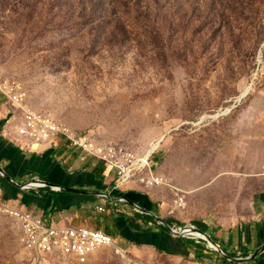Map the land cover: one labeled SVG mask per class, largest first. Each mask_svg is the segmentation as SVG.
Masks as SVG:
<instances>
[{"label": "rangeland", "instance_id": "obj_1", "mask_svg": "<svg viewBox=\"0 0 264 264\" xmlns=\"http://www.w3.org/2000/svg\"><path fill=\"white\" fill-rule=\"evenodd\" d=\"M16 83L29 108L100 143L147 155L161 141L153 173L204 210L224 170L264 172V0H0V86ZM21 235L0 211V264H81ZM114 237L83 264H211Z\"/></svg>", "mask_w": 264, "mask_h": 264}, {"label": "crops", "instance_id": "obj_2", "mask_svg": "<svg viewBox=\"0 0 264 264\" xmlns=\"http://www.w3.org/2000/svg\"><path fill=\"white\" fill-rule=\"evenodd\" d=\"M21 122L22 115H18L0 91V170L4 174L0 173V202L4 206L32 212L48 223L66 227L86 226L105 233L108 228L99 226L97 220L100 221L101 216L113 215L115 229L109 227L113 235L106 234L114 239V234H117L120 240L174 256H191L199 263L228 264L227 260L218 259L208 246H204L206 242L203 240L179 237L161 230L158 225H145L141 221L143 230L130 229L129 219L138 213L148 215L134 204L165 221H172L177 227H184L189 222L184 219L187 212L192 210V216L201 217L203 211H208L204 217L211 222L206 224L202 222L205 219L194 218L189 224L192 227L189 235L198 234L192 233L193 230L211 234L210 238L216 245L238 258H245L264 245V172L252 180L247 179L249 176L244 178V175L239 179L231 176L233 171L227 167L229 169L222 172V178L215 181V191L210 193L212 202L208 210H204L201 203L193 201L197 191L171 190L165 187V183L150 188L131 183L116 189L113 170L64 142L61 137H57L53 145L26 150L18 141ZM101 163L104 171L100 173ZM261 166V163L257 164L251 172L259 173ZM33 181L43 183V188L25 187ZM182 197L183 202H179ZM96 206L105 207L107 213L99 212ZM240 264H264V252L256 257V261Z\"/></svg>", "mask_w": 264, "mask_h": 264}, {"label": "built area", "instance_id": "obj_3", "mask_svg": "<svg viewBox=\"0 0 264 264\" xmlns=\"http://www.w3.org/2000/svg\"><path fill=\"white\" fill-rule=\"evenodd\" d=\"M0 90L8 98L9 103L16 109L17 113L19 110L22 111V122L18 127V141L22 148L31 150L34 146H50L53 145L57 137H61L64 142L102 161L113 170L116 189L131 183H140L146 188L164 183L162 176L153 173L150 157L144 161V155H139L123 146H108L100 143L91 131L87 133L76 132L64 123L29 108L26 105L27 92L22 84H3L0 86ZM25 187L43 188V183L33 181ZM178 201L183 202V197L179 198ZM96 210L101 213L108 211L103 206H96ZM0 211L19 222L22 230L21 243L26 250L38 257L62 255L72 257L83 264L96 251L112 247L116 241L110 235L95 228L86 226L66 227L53 222L48 223L32 212L9 208L3 204H0ZM184 227L192 228L189 224ZM182 228L172 226L173 231L171 233L178 236V232ZM186 238L202 240L194 235Z\"/></svg>", "mask_w": 264, "mask_h": 264}, {"label": "water", "instance_id": "obj_4", "mask_svg": "<svg viewBox=\"0 0 264 264\" xmlns=\"http://www.w3.org/2000/svg\"><path fill=\"white\" fill-rule=\"evenodd\" d=\"M248 94H246V95H244V96H242V98L239 100V102L240 101H242V99H244L246 96H247ZM0 173L1 174H3V172L0 170ZM4 175V174H3ZM68 191H74V190H68ZM123 200L124 201H127L128 202V200L127 199H125V198H123ZM134 206L139 210V211H141L142 213H145V214H148V215H150V216H152L160 225H162L163 227H165L168 231H170V232H172L173 231V229H172V226H170L164 219H162L161 217H159L158 215H156L155 213H153V212H149V211H145V210H143V209H141L138 205H136V204H134ZM191 229L192 228H187V227H183L182 229H181V231L180 232H178V236L179 237H190L191 235H189V232L191 231ZM194 232H196L195 230H193ZM196 233H198L199 235H198V237L200 238V239H202L203 241H205V242H207L208 243V245L211 247H214L213 249L215 250V251H217L218 253H220L221 254V256H222V258H224L225 260H227V261H230V262H236V263H247V262H249V261H251V260H254V259H256V257H258L262 252H264V245L260 248V250L259 251H257V252H255V253H253V254H251V255H249V256H247V257H245V258H238V257H231V256H229L228 254H226L225 252H224V250L223 249H221L218 245H216L215 244V242L207 235V234H205V233H203V232H196ZM211 247V248H212Z\"/></svg>", "mask_w": 264, "mask_h": 264}, {"label": "trees", "instance_id": "obj_5", "mask_svg": "<svg viewBox=\"0 0 264 264\" xmlns=\"http://www.w3.org/2000/svg\"><path fill=\"white\" fill-rule=\"evenodd\" d=\"M102 171H104V164H103V163H101V165L99 166V172L101 173ZM139 221H141V223H143V224H145V225H148L149 223H153V224H155V225H158V224H157V221H156L152 216H149V215H143V214L138 213V214L135 215L134 218L128 220V223H129V225H130V229L132 228V229L135 230V231H139V230H141V229L143 230V228H142L141 224L139 223ZM166 222H167L169 225L173 226L172 221H166ZM158 226L160 227L161 230H163V231H168L165 227H163V226H161V225H158ZM106 231H107V232H111L109 228L106 229ZM145 231H146V230H145ZM107 232H106V233H107ZM222 249H223L224 252H225L226 254H228L229 256H233V257L236 256L234 253H228V252H226V249H225V248L222 247ZM222 260H224V259L222 258ZM224 261H225V260H224ZM252 261H256V259H255V260H252ZM225 262L228 263V264H240V263L229 262V261H225ZM253 263H254V262H253Z\"/></svg>", "mask_w": 264, "mask_h": 264}, {"label": "bare ground", "instance_id": "obj_6", "mask_svg": "<svg viewBox=\"0 0 264 264\" xmlns=\"http://www.w3.org/2000/svg\"><path fill=\"white\" fill-rule=\"evenodd\" d=\"M246 94H248V92H246V93L243 94L242 96H244V95H246ZM241 98H242V97H241ZM160 144H161V141H160L159 143L153 145L152 148H151V149L149 150V152L147 153V155H144V156H143V160H144V161H147V160L149 159L150 155H151L153 152H155V151L159 148ZM198 235H199V234L194 235V236H198ZM211 247H212V246H211ZM212 248H214V247H212Z\"/></svg>", "mask_w": 264, "mask_h": 264}]
</instances>
